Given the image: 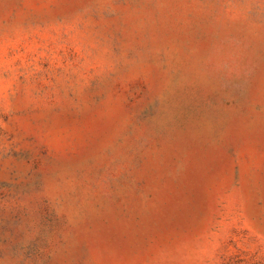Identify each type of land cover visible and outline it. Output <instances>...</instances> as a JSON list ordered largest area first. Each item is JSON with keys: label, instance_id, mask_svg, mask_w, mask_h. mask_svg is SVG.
I'll return each instance as SVG.
<instances>
[{"label": "rangeland", "instance_id": "374dc122", "mask_svg": "<svg viewBox=\"0 0 264 264\" xmlns=\"http://www.w3.org/2000/svg\"><path fill=\"white\" fill-rule=\"evenodd\" d=\"M0 264H264V0H0Z\"/></svg>", "mask_w": 264, "mask_h": 264}]
</instances>
